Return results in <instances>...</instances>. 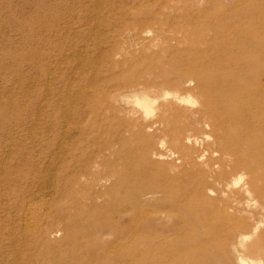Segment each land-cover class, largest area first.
Returning <instances> with one entry per match:
<instances>
[{"label": "rangeland", "instance_id": "1", "mask_svg": "<svg viewBox=\"0 0 264 264\" xmlns=\"http://www.w3.org/2000/svg\"><path fill=\"white\" fill-rule=\"evenodd\" d=\"M249 34L264 67V0H0V264H250L234 247L226 256V212L207 213L217 195L192 200L201 170L182 143L161 144L157 113L146 130L132 101L141 89L184 94L200 83L185 84L191 74L208 88Z\"/></svg>", "mask_w": 264, "mask_h": 264}, {"label": "bare ground", "instance_id": "2", "mask_svg": "<svg viewBox=\"0 0 264 264\" xmlns=\"http://www.w3.org/2000/svg\"><path fill=\"white\" fill-rule=\"evenodd\" d=\"M248 36L250 39L246 44L233 45L239 52H231L225 59L233 67V72H220L215 75V80L208 88L200 87V83H205L204 77L191 74L183 79L185 84L193 81L200 83H197L195 88L189 86L184 94L178 90L151 93L138 89L139 93L133 96L132 101L141 109L146 130L156 125L150 122L157 113L158 122L164 129L162 141L159 142L164 144L167 138H171L182 143L183 149L188 153L185 155L186 161L194 170H201L195 194L191 195L192 200L197 195L201 198L208 197L209 194L217 195L218 202L216 199L212 200V207L207 213L226 212L221 226L232 235L224 245L226 256L230 255V249L234 247V254L240 255V261L247 257L251 261L250 264H264V82L252 83L244 78L258 74L264 79V67L258 66L255 57L247 52L250 46H263L253 34ZM215 64L218 66L220 62L216 61ZM164 103L170 104L171 108H165L162 105ZM212 104L219 107L224 117L214 115ZM238 108L240 110H237ZM226 111L228 114H225ZM133 113L135 114L134 111ZM198 115L201 118H198ZM218 120L226 124L225 129H217L211 124V121ZM209 129L210 132L206 133ZM204 145L209 148L204 151L198 149H204ZM149 147V144H145V154L149 153L157 160L163 158L164 155L157 149L150 150ZM174 187L149 192L147 202L151 203V200L167 194L173 196V192H177ZM166 206L175 211L180 209L178 201ZM36 213L34 211L32 214L36 217ZM156 215L160 220L172 217L163 211ZM112 217L107 226L116 230L121 218L119 215ZM143 219L148 230L153 229L159 220L153 219L151 214L144 215ZM198 223L203 227L206 225L205 220ZM112 230L110 235L113 234ZM216 264L224 263L220 260Z\"/></svg>", "mask_w": 264, "mask_h": 264}]
</instances>
